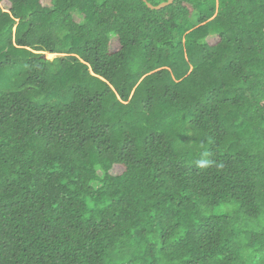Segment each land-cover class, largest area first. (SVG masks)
<instances>
[{
  "label": "trees",
  "instance_id": "16d2710c",
  "mask_svg": "<svg viewBox=\"0 0 264 264\" xmlns=\"http://www.w3.org/2000/svg\"><path fill=\"white\" fill-rule=\"evenodd\" d=\"M0 264H264V0H0Z\"/></svg>",
  "mask_w": 264,
  "mask_h": 264
},
{
  "label": "water",
  "instance_id": "95a60500",
  "mask_svg": "<svg viewBox=\"0 0 264 264\" xmlns=\"http://www.w3.org/2000/svg\"><path fill=\"white\" fill-rule=\"evenodd\" d=\"M144 1L147 3V5H148L149 7H151V8H155V9L162 8V7H164V6H166V5H168V4H170V3L173 2V0H167V1H163V2H161V3L157 4V5H154L153 3H151V2L148 1V0H144ZM47 55H48V54H46L45 57H48Z\"/></svg>",
  "mask_w": 264,
  "mask_h": 264
},
{
  "label": "rangeland",
  "instance_id": "374dc122",
  "mask_svg": "<svg viewBox=\"0 0 264 264\" xmlns=\"http://www.w3.org/2000/svg\"><path fill=\"white\" fill-rule=\"evenodd\" d=\"M46 2V0H44V3ZM3 4V6H5V7H8L9 6V4L7 3V2H3L2 3ZM47 56H49V58H52V57H54L55 55L54 54H48Z\"/></svg>",
  "mask_w": 264,
  "mask_h": 264
}]
</instances>
